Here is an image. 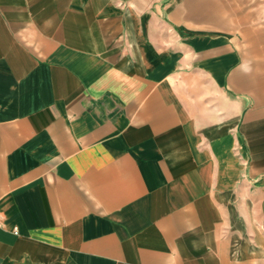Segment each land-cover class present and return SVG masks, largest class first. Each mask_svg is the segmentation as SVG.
<instances>
[{
  "label": "crops",
  "instance_id": "crops-1",
  "mask_svg": "<svg viewBox=\"0 0 264 264\" xmlns=\"http://www.w3.org/2000/svg\"><path fill=\"white\" fill-rule=\"evenodd\" d=\"M0 264H264V0H0Z\"/></svg>",
  "mask_w": 264,
  "mask_h": 264
},
{
  "label": "built area",
  "instance_id": "built-area-1",
  "mask_svg": "<svg viewBox=\"0 0 264 264\" xmlns=\"http://www.w3.org/2000/svg\"><path fill=\"white\" fill-rule=\"evenodd\" d=\"M16 232V231H15Z\"/></svg>",
  "mask_w": 264,
  "mask_h": 264
}]
</instances>
